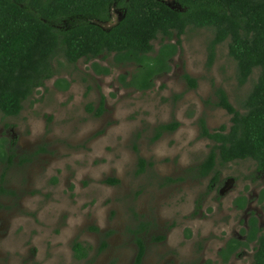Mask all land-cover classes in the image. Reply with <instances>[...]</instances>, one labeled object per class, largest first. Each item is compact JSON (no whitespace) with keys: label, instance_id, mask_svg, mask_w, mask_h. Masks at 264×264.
Segmentation results:
<instances>
[{"label":"rangeland","instance_id":"1","mask_svg":"<svg viewBox=\"0 0 264 264\" xmlns=\"http://www.w3.org/2000/svg\"><path fill=\"white\" fill-rule=\"evenodd\" d=\"M211 38L207 29H188L170 73L156 77L147 92L124 88L119 77L132 67L117 66L112 57L69 65L60 56L58 76L18 117L0 113V144L6 141L13 156L10 164L0 159L1 192H11L0 195V264H136L138 240L146 246L142 264H221L225 238L244 229L246 215L234 211L235 198L258 195L264 183L259 179L254 188L256 163L248 160L217 166L222 180L210 194L215 174L198 180L187 172L212 146L199 138L198 120L204 117L211 130L230 126L231 115L215 105V88L240 109L258 74L238 87L227 43L208 68ZM160 44L153 42L155 50ZM94 63L110 74H97ZM58 78L70 83L67 91L55 86ZM173 121L181 124L175 132L151 141L158 125ZM139 157L147 162L142 173ZM109 178L119 183H103ZM142 224L146 230L138 233ZM74 241L92 248L83 261L73 257ZM253 254L223 264H252Z\"/></svg>","mask_w":264,"mask_h":264},{"label":"trees","instance_id":"2","mask_svg":"<svg viewBox=\"0 0 264 264\" xmlns=\"http://www.w3.org/2000/svg\"><path fill=\"white\" fill-rule=\"evenodd\" d=\"M114 8L119 9L122 19L104 28ZM188 29L212 33L207 44L208 68L216 60L218 47L227 43L229 57L236 64L237 86L244 87L256 70L258 74L240 109L233 106L222 87L215 88V105L231 115L230 126L211 130L204 117L198 120L199 138L211 141L212 146L207 156L187 172L195 179H204L217 166L245 160H253L259 170H264V0H0V113L18 117L24 103L58 76L55 64L62 66L60 56L75 65L82 59L91 61L103 54L106 59L114 54L115 65L132 67L128 75L119 77L122 86L150 91L156 77L170 73L171 61ZM158 39L161 44L155 50L153 42ZM93 68L97 74H110L97 63ZM183 78L190 88L197 87L195 78L187 74ZM55 86L67 91L70 83L58 78ZM104 100L99 103V114ZM88 110L94 111L92 107ZM180 125L177 121L158 125L151 141L175 132ZM5 144H0V156L10 164L13 156L7 154ZM138 167L139 173L147 167L141 157ZM103 183L117 185L119 181L109 178ZM244 202L239 198L235 205L244 209ZM248 226L249 230H242L246 242L232 238L219 252L223 263L255 243L252 264H264V230L258 227L255 216ZM145 230L142 224L138 233ZM72 248L77 260L86 259L92 249L78 241ZM138 248L136 264H141L145 253L142 240H138ZM238 250L240 253H236Z\"/></svg>","mask_w":264,"mask_h":264},{"label":"flooded vegetation","instance_id":"3","mask_svg":"<svg viewBox=\"0 0 264 264\" xmlns=\"http://www.w3.org/2000/svg\"><path fill=\"white\" fill-rule=\"evenodd\" d=\"M111 12H112V14H111V18H110V20H109V22H105L104 24H103V27L104 28H111L116 22H119L121 19H122V14H121V12L119 11V9H116V8H114V9H112L111 10ZM106 54V53H105ZM104 55V54H103ZM103 55H101L100 57H98L97 59H99V58H103ZM108 57H112V59L114 58V54H110ZM107 57V58H108ZM7 147V145L5 144V148ZM0 150H1V146H0ZM6 150H10V147H8V149H6ZM0 159L2 160V158H1V156H0ZM2 161H4V160H2ZM6 161V160H5ZM247 161V160H246ZM248 161H252L254 164H255V162L253 161V160H248ZM230 164V163H229ZM228 165V164H227ZM256 165V164H255ZM216 169V168H215ZM4 172H5V168H4V171H3V173H2V175H1V178H0V180L4 177ZM214 172H215V170H214ZM214 172H212L209 176H207L206 178H204V179H207V178H210L211 177V175H213V174H215L210 180H209V183H208V191L207 192H209V194L212 192V191H218V189H219V186L217 185L218 184V182L219 181H221L222 180V178H221V176H222V174H221V172H220V174H216V173H214ZM254 172H255V174H252V179H255V181L253 182V185H255V187L254 188H256V185L257 184H259V183H261V182H259V179H261V181H262V183H264V170H259L258 168H257V165H256V167H255V169H254ZM217 175H218V179L216 180V177H217ZM198 180H201V179H198ZM214 180H216L215 182H213L212 183V181H214ZM252 181L253 180H250V182L252 183ZM234 182V181H233ZM261 183V184H262ZM227 186H228V184H227V182L224 184V187H226L227 188ZM224 187H223V189H224ZM264 187V184H263V186L261 187V188H263ZM257 189V188H256ZM1 190H2V188L0 187V195H8V193L10 194L11 192L10 191H7V192H5V193H2L1 192ZM220 190H221V188H220ZM220 190H219V192H220ZM253 191V193H251V194H248L249 196H247V195H245V194H241V195H238L236 198H235V200H234V211H240V212H244V214L246 215V217H245V220H244V229H247V230H249V226H248V221L250 220V218L252 217V216H255L257 219H258V227L261 229V230H264V198H263V200H261V194L264 192V189L262 190V191H260V193L258 192V195H255V191L254 190H252ZM222 193H223V191H221ZM210 196V195H209ZM253 196H254V198H253ZM239 198H244L245 199V208L244 209H239L236 205H235V201L237 200V199H239ZM198 202H199V200H198ZM255 204H257V205H261L262 206V208H263V212L262 213H260L261 212V210L259 211V209L258 208H253L254 207V205ZM242 222V221H241ZM225 237H227L226 235H225ZM232 238H236V239H240L243 243L244 242H246L247 241V238L245 237V236H243V235H237V234H235L234 236H231V235H229V237H227V238H225V240H224V245H223V247H221L220 248V250L218 251V260H219V262L221 263V264H223V258H222V256H220V254H219V252L226 246V244L232 239ZM256 244L255 243H250V249H243L242 250V253H241V255L239 256V257H243V255L244 254H247V252L249 251V250H252L253 252H254V246H255ZM84 246V245H83ZM86 247V246H85ZM72 250H73V248H72ZM145 250H146V246H145ZM236 253H240V250H238ZM145 254V253H144ZM89 255V254H88ZM137 255H138V253H137ZM254 255V254H253ZM252 255V256H253ZM236 255H233V256H231V258L232 257H235ZM73 257H74V252H73ZM144 257V256H143ZM143 257H142V259H143ZM231 258H230V260H231ZM74 259H75V257H74ZM75 260H77V259H75ZM84 260V259H83ZM83 260H78V261H83ZM136 260H137V256H136ZM229 260V261H230ZM228 261V262H229ZM143 263V260H142V262H141V264Z\"/></svg>","mask_w":264,"mask_h":264}]
</instances>
